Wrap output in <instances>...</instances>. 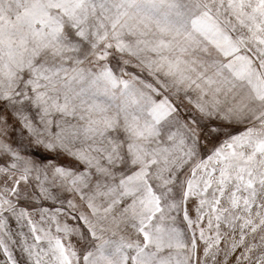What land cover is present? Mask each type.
<instances>
[{"label":"snow or ice","instance_id":"snow-or-ice-1","mask_svg":"<svg viewBox=\"0 0 264 264\" xmlns=\"http://www.w3.org/2000/svg\"><path fill=\"white\" fill-rule=\"evenodd\" d=\"M0 264H264V0H0Z\"/></svg>","mask_w":264,"mask_h":264}]
</instances>
